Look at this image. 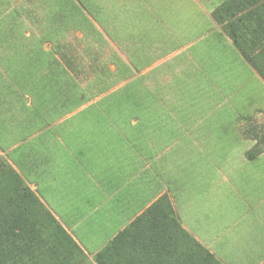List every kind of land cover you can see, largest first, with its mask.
<instances>
[{"label":"rangeland","instance_id":"rangeland-1","mask_svg":"<svg viewBox=\"0 0 264 264\" xmlns=\"http://www.w3.org/2000/svg\"><path fill=\"white\" fill-rule=\"evenodd\" d=\"M202 22L192 0H0V163L76 240L84 264H99L163 190L220 262L264 264V83L232 44L217 70L216 48L197 39ZM62 46L86 66L53 80ZM109 147L124 149L151 203L119 233L95 208L93 162ZM153 220L168 230L159 213Z\"/></svg>","mask_w":264,"mask_h":264},{"label":"trees","instance_id":"trees-1","mask_svg":"<svg viewBox=\"0 0 264 264\" xmlns=\"http://www.w3.org/2000/svg\"><path fill=\"white\" fill-rule=\"evenodd\" d=\"M212 17L264 81V0H225ZM68 47H59V59L54 60L50 79L66 78L67 73L77 75L86 66L84 61L78 65L67 52ZM55 70H61L64 76L54 74ZM79 103V100H70V106ZM154 212L159 213L161 227L168 230L158 233L160 227L156 220L152 221ZM148 219L152 221L149 227L144 222ZM145 220L140 222V219L122 232L96 256L97 262L223 264L181 227L167 195L153 204ZM142 228L143 235L139 237ZM178 232L183 241L179 242ZM131 239H136L137 243L131 245ZM193 245L198 251L193 250ZM87 260L76 240L25 185L21 176L0 163V264H84Z\"/></svg>","mask_w":264,"mask_h":264},{"label":"crops","instance_id":"crops-1","mask_svg":"<svg viewBox=\"0 0 264 264\" xmlns=\"http://www.w3.org/2000/svg\"><path fill=\"white\" fill-rule=\"evenodd\" d=\"M192 1L201 10V16L203 18V22L201 23L202 25L200 28L202 29V33L200 34V36H197V39L203 37L201 39L202 41L200 42L201 44H206V42H208V46L211 47V49L216 48L215 50H213V60H219L216 69L220 71V69L223 68V62L225 60V57L221 56L225 44L231 46V44L233 45V43L228 38V36L225 35L222 29H219V27H217V23L213 19L212 14L225 0ZM206 24H208V26ZM217 52H219L220 54L219 57L216 56ZM232 57L235 59L239 58L240 60V57H237V55H233ZM241 58L264 83L262 78L246 62V60L242 56ZM255 146L258 147V142ZM86 152L87 150L83 153L85 154ZM92 152L93 151H90L91 154ZM100 152V162H103H93L95 164L93 166H95V168H97V171L99 172V179L96 181L95 186V199L97 203L95 208L98 212V215L100 216V225L105 226L107 224H110L112 226L114 224H118L119 226H117L115 233H119L120 231H123L127 227V225L134 221L135 214L141 212L144 207L148 208L150 206L151 203H149L148 200V185L147 183L144 184L143 182H138L135 177L136 173L133 171L132 162H127L126 160H124V158L126 157V153H124L125 151L123 148L109 147V156L102 151ZM80 158L81 157L78 154V159ZM166 193V190L159 192L157 198L159 199L162 196L167 195ZM103 195H105V197L108 196V203L110 204V206L107 205V203H105L103 200H101V197H103ZM173 208L176 214H178L177 216H179V218L181 219V223L183 224L184 228L196 237L192 230L183 223L181 213L179 211V206L177 207L175 202L173 203ZM196 239L198 238L196 237Z\"/></svg>","mask_w":264,"mask_h":264}]
</instances>
